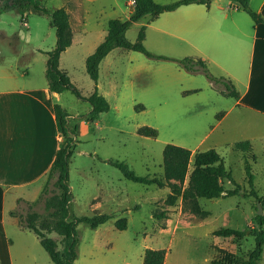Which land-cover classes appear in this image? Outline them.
Returning a JSON list of instances; mask_svg holds the SVG:
<instances>
[{
  "label": "rangeland",
  "instance_id": "rangeland-1",
  "mask_svg": "<svg viewBox=\"0 0 264 264\" xmlns=\"http://www.w3.org/2000/svg\"><path fill=\"white\" fill-rule=\"evenodd\" d=\"M36 1L48 10L60 6L67 8L74 27L80 25L84 16L81 31L76 30L74 40L59 57L61 65L68 69L78 86L72 83L80 92L86 93L93 88L94 81L87 74L85 62L80 57H86L101 40V35L106 32L107 20L127 18L132 4H128V0ZM258 2L249 0V6L256 10ZM215 5L216 11L224 6H229L230 11L234 9V3L230 0H212L211 7ZM239 13L249 23L252 21L245 12ZM149 17L146 14L134 21L125 32L126 38L135 41L139 27L145 24L143 45L147 50L177 58L199 57L189 45L160 42L159 32L154 30L156 22L149 20ZM246 30L250 32L251 28L242 26L235 29L222 24L216 31V40L211 47L216 57H224L228 63L232 61V68L238 70L240 65H235L234 61L240 64L249 57L250 39L243 34ZM55 39L49 14L32 6L20 10L12 0H0V64H14L32 73L40 71L45 66L43 57H47V51L54 47ZM107 57H117L114 58V65L102 62L98 69L100 88L109 92V109L97 114L94 119L99 117V123L95 133L87 138L81 137L69 159L68 185L72 198L68 209L70 217L94 213L112 216L96 228L85 222L76 223L77 255L73 264H141L142 254L147 247L164 248L167 264H210L212 258H220L227 264L236 257L246 258L255 243V235L250 230L258 227L255 217L258 206L262 209L261 214L264 213V118L241 120L254 112L235 108L219 124V118L235 99L222 94L213 84L214 88H211V81L204 72H189L184 68L182 81L165 82L159 75L164 74L163 71L170 75L167 67L175 69L177 61L153 58L123 47H114ZM129 57H140L157 67L154 94L147 87H131L127 80L132 73L127 69ZM111 66L115 69L113 79L117 84L114 91L111 89ZM140 68L148 69L145 65ZM207 69L213 72L212 65L207 64ZM191 88L200 90L184 92ZM62 102L72 114L83 112L89 105L69 89L62 91ZM234 117L240 122H232ZM141 125L155 128L157 135L138 134L136 129ZM246 137L252 139L251 152L233 145L235 140ZM166 143L186 147L192 153L215 148L235 180V183L222 180L224 189L235 187L237 193L200 197L197 199L198 210H193L192 202L183 201L181 197L169 205L165 202L170 191L168 186L158 187L153 183L143 184L127 179L107 161L108 158L123 160L136 174L164 179L162 150ZM246 159L254 175L252 186L248 184L245 174ZM191 168L190 160L188 173ZM186 181L187 176L184 185ZM56 192L52 179L47 191L40 192L35 200L18 203L17 218L23 222L32 220L44 230V225L54 220L53 203L50 201ZM161 211H165L167 216H155ZM119 217L126 218L124 229L115 226V220ZM219 227L246 229V233L241 236L215 235L213 231ZM9 233L16 241L14 252L16 249L27 251L26 262L15 259L16 264H40L42 255H45L48 264H53L33 231L21 230L20 243L11 228ZM49 235L61 240L56 232ZM258 264H264V243Z\"/></svg>",
  "mask_w": 264,
  "mask_h": 264
},
{
  "label": "crops",
  "instance_id": "crops-1",
  "mask_svg": "<svg viewBox=\"0 0 264 264\" xmlns=\"http://www.w3.org/2000/svg\"><path fill=\"white\" fill-rule=\"evenodd\" d=\"M211 2L209 6L201 3L180 5L173 10L161 12L153 19L149 17V20L156 22L154 23V30L159 32L160 42L165 41L170 45L186 44L191 46L196 50L193 53L204 59L207 64L212 65L214 75L230 79L238 89L239 97L234 98L233 104L219 118V124L235 108L244 112H254L247 117H242L241 120L250 117L264 118V23H256L253 20L249 23L239 13L245 11L237 7H233L236 11L234 9L230 11L229 6H224L216 11V5L211 7ZM263 2L264 0H259L256 11H259L264 18ZM65 9L69 15L72 43L76 30L81 31L80 27L83 24L84 16L80 25L74 27L69 11L67 8ZM222 24L235 29H240L242 26L247 27V29L251 28L250 32L243 31V34L248 35L247 37L250 39L249 57L246 61L242 60L240 64L234 61L235 65H240L239 70L232 68V61L228 63L224 57H216V52L211 48L212 43L216 40V31ZM142 25L146 27L145 24ZM106 33L107 23L106 32L101 35V40ZM99 42L94 45L93 50ZM112 50L113 48L100 60L99 70L102 62L114 65V58L117 57H107ZM80 58L85 62L86 57ZM46 59L47 57H43L45 66H42L40 71L35 73H32L31 70L21 69L14 64H0V264H16L15 259L23 263L26 262L27 251L23 252L16 249L14 252L16 241L10 235L9 229L11 228L13 234L16 235L18 243L21 241L19 232L30 229L20 225L16 214L12 215L10 212L15 211L16 213L18 203L36 199L44 186L46 174L55 158L56 151L62 143V137L56 126L54 103H59L68 113L69 126H74L76 129L74 136L76 142L81 137H89L98 128L99 117L96 119L88 118V113L91 110L90 104L83 112L72 114L68 111L66 104L62 102V92L49 89L45 77ZM127 64L128 72H132L127 79L131 87L134 85L140 89L147 87L154 94L158 79L157 67L140 57H129ZM175 64H177L175 69L167 67L170 70V75H167V71H163L164 74L159 75V78L165 82L182 81L184 76L182 69L184 68L179 63ZM141 65L147 66L148 69L140 68ZM59 67L68 75L70 74L68 69L61 65V57H59ZM111 69V81L113 82L111 89L114 91L117 85L113 79L115 69L112 66ZM69 78L74 82L71 74ZM74 84L78 86L76 82ZM209 85L214 88L212 82ZM94 88L93 83L91 90L86 93L81 92V94L89 95ZM96 88L108 100L109 92L101 90L99 76ZM197 90L199 91L200 88H191L184 92ZM117 98L119 99V95ZM232 122L239 123L240 121L234 117ZM244 139L249 140L250 148L248 151L251 152L253 144L251 137L238 140ZM41 259L40 264H48L45 255H42ZM166 261L167 252L163 264H167Z\"/></svg>",
  "mask_w": 264,
  "mask_h": 264
},
{
  "label": "trees",
  "instance_id": "trees-1",
  "mask_svg": "<svg viewBox=\"0 0 264 264\" xmlns=\"http://www.w3.org/2000/svg\"><path fill=\"white\" fill-rule=\"evenodd\" d=\"M212 0H171L168 2H157L155 0H134L132 9L125 19L117 17L109 18L107 21V33L104 38L96 45L94 50L85 58V70L90 78L97 83L98 65L100 60L114 47H123L140 51L147 56L177 61L183 68L189 72H204L212 84L224 95L239 97V91L235 88L230 79L224 76H216L207 69V64L200 57L185 56L181 58L172 57L164 54H156L147 50L143 45L144 29L142 25L137 33L136 40L130 41L125 36V31L134 22L148 14L150 19L157 17L163 11H169L180 5L189 3H201L209 6ZM234 7L244 10L254 22H264V18L259 11L249 6V0H230ZM15 7L22 10L32 6L34 9L50 15V24L55 29V45L47 51L45 77L50 90L62 92L65 89L71 90L78 98L86 100L91 105L88 118L94 119L98 113L109 109L108 100L94 90L89 95H82L79 89L72 83L69 75L59 67L60 53L65 50L72 39V31L67 10L64 6L48 10L44 5L39 4L36 0H12ZM264 4V2H263ZM194 91V90H192ZM56 126L62 137V143L58 147L55 158L46 174V181L41 192L47 191L49 182L53 179V184L57 189L56 194L51 198L54 208V220L45 224L42 230L33 223L32 220L23 222L20 218V225L32 230L39 239L41 246L48 253L54 264H72L76 257V223L85 222L90 227L95 228L104 223L111 214L94 213L92 215H81L70 217L68 203L72 198L68 185V163L69 158L75 147L76 129L70 127L68 123V113L59 103L53 105ZM137 133L145 136L155 137L157 130L148 125H141L137 128ZM234 147L240 150H248L250 142L247 139L238 140L233 143ZM163 156V176L161 179L157 176H147L136 174L128 164L123 160L108 158L107 161L117 167L122 175L135 182L143 184H155L158 187L168 186L170 191L167 193L165 202L173 204L178 197L183 201L192 202L193 210H198L197 199L200 197L212 198L219 196H228L237 193L238 189L233 188L225 190L222 180L227 179L232 183L235 180L231 172L225 167L222 156L211 147L205 150H195L193 153L190 149L173 144L166 143L162 150ZM190 160L192 168L188 173ZM245 174L248 184L253 185L254 175L251 171L250 163L245 160ZM187 176V181H184ZM264 203V197L262 199ZM19 202V199H18ZM15 215V211L10 212ZM157 217H166L165 211L156 213ZM257 228L251 229L255 235V243L246 258H233L227 261V264H258V259L264 243V213L256 214ZM126 218L119 217L115 220V226L119 229L126 227ZM56 232L61 236L58 241L49 233ZM215 235L241 236L246 233V229H237L233 227H219L213 231ZM166 250L164 248H145L142 254L141 264H163ZM210 264H225L220 258H212Z\"/></svg>",
  "mask_w": 264,
  "mask_h": 264
},
{
  "label": "water",
  "instance_id": "water-1",
  "mask_svg": "<svg viewBox=\"0 0 264 264\" xmlns=\"http://www.w3.org/2000/svg\"><path fill=\"white\" fill-rule=\"evenodd\" d=\"M257 213H258V214H261V213H262V209H261V207H260V206H258Z\"/></svg>",
  "mask_w": 264,
  "mask_h": 264
},
{
  "label": "built area",
  "instance_id": "built-area-1",
  "mask_svg": "<svg viewBox=\"0 0 264 264\" xmlns=\"http://www.w3.org/2000/svg\"><path fill=\"white\" fill-rule=\"evenodd\" d=\"M134 0H128V4H132L133 5Z\"/></svg>",
  "mask_w": 264,
  "mask_h": 264
}]
</instances>
